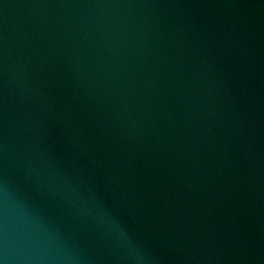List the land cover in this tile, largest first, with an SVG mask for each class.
Masks as SVG:
<instances>
[{
  "label": "water",
  "instance_id": "obj_1",
  "mask_svg": "<svg viewBox=\"0 0 264 264\" xmlns=\"http://www.w3.org/2000/svg\"><path fill=\"white\" fill-rule=\"evenodd\" d=\"M264 264V0H0V264Z\"/></svg>",
  "mask_w": 264,
  "mask_h": 264
},
{
  "label": "clouds",
  "instance_id": "obj_2",
  "mask_svg": "<svg viewBox=\"0 0 264 264\" xmlns=\"http://www.w3.org/2000/svg\"><path fill=\"white\" fill-rule=\"evenodd\" d=\"M98 224L105 226L113 235L114 239L121 244H126L129 253L137 259L138 264H142L143 257L140 255L138 247L132 243L127 233L119 226V224L111 219L106 211L102 214L96 215Z\"/></svg>",
  "mask_w": 264,
  "mask_h": 264
}]
</instances>
